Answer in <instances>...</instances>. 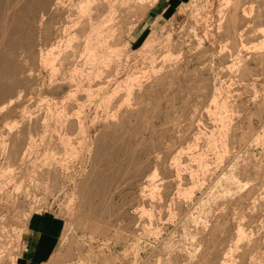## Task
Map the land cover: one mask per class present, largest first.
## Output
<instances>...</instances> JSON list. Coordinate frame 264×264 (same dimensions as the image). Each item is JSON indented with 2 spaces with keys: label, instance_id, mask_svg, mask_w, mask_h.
Instances as JSON below:
<instances>
[{
  "label": "rangeland",
  "instance_id": "rangeland-1",
  "mask_svg": "<svg viewBox=\"0 0 264 264\" xmlns=\"http://www.w3.org/2000/svg\"><path fill=\"white\" fill-rule=\"evenodd\" d=\"M143 1L100 90L106 74L76 90L66 67L41 65L39 37L10 53L22 94L0 111V264H20L41 221L60 230L45 264H264V0H241L244 47L222 17L240 0Z\"/></svg>",
  "mask_w": 264,
  "mask_h": 264
},
{
  "label": "bare ground",
  "instance_id": "bare-ground-1",
  "mask_svg": "<svg viewBox=\"0 0 264 264\" xmlns=\"http://www.w3.org/2000/svg\"><path fill=\"white\" fill-rule=\"evenodd\" d=\"M145 2L143 0H0V44L3 43V41H4V43L7 46V50L0 55V101L3 102V100H4V102H5V100L7 101V99H6L7 97H11V99L8 98L10 101L9 102L7 101L6 104H4V102H3L4 105L3 106L1 105L2 107H0L1 108L0 111L2 112L4 110H6L7 108H9L8 106H10L13 103L14 99L19 98L22 94V91L17 90L15 88V86L18 84V82L16 79L12 78L13 77V74H12L13 71H11V68L8 65L12 60H9V58H10L9 55L11 52L14 53V55L16 54V49L19 46L21 47V45H19L20 42H22L24 40L25 41H28V40L32 41L33 40L32 42L28 41L29 43L33 44L36 37H39L40 38L39 40L43 41V44L46 47L39 48L38 49L39 52L35 53L34 57H36V59L39 62H41V65L43 64V65L47 66L50 70H52V72H58L61 70V68L63 70V68L66 67L68 70V73L69 72L70 73L69 74L67 73V76H65L64 78H66V77L68 78L70 84L72 83L71 86L72 85L75 86V87L73 86L74 89L79 90V89L84 88V90H91L89 88L92 86L91 85L92 82L94 84V81L96 82V80H98L99 78H102V76L104 74H106L105 75L106 79L101 80L99 82L97 81L94 85H96L99 88V90L104 88V87H107L106 85L111 81V79L109 78L110 74H108V72L109 71H114V72L116 71L115 66H114V68L112 67V63L114 61H115L114 63H117L116 61L120 58V56H122L124 54L123 51L126 50V47H128V43L124 39V33H126L125 32V24L127 22V18L130 19L129 18L130 12H134V11H132L133 9H135V8L144 9L145 8L144 5L147 4ZM193 2H196V0H191L190 2H187V3L189 5H191ZM226 2H227L226 7L229 8V6H231L230 5L231 1L226 0ZM239 2H241V0ZM239 2L238 1L233 2V6H232V8L230 7L231 8L230 10L229 9L227 10L224 8L223 14L225 13L226 10H227V12L224 14L225 16H222V17H226V25L228 28L227 29L228 32L230 31V33H231V31H232L236 34L238 33L237 36H239V38L234 36V37H236V39H232V40H235V43H237L239 41L238 39H241L240 38L242 36L241 31H243V30L240 31V28H242L243 26L246 25V23H248L247 22V16L248 15H247V13L245 14V9L242 10L241 4H243V3L242 2L239 3ZM146 8H147V6H146ZM241 11H243V13ZM142 12H144V10H142ZM257 17H258L257 18L258 20L263 21L264 20V13L261 11L258 12ZM34 22H36V23H38V25H40V30H39L38 34L33 33L30 29L32 23H34ZM132 26L134 27L135 25L133 24ZM259 30H261V28ZM259 32L260 33L258 35H261V33L264 35V28ZM228 37H229V35H228ZM261 40H262V43L255 47L257 50L262 49V47H263L264 38ZM153 41L154 40L150 35L148 37V39L145 41L144 47L146 48ZM242 41L243 40L241 39V42L239 43V45L244 47V44ZM38 43H39V41H38ZM245 47H246V45H245ZM26 48L29 49V47H26ZM26 48H24V49L26 50ZM32 51H28L29 54ZM16 56H17V54L15 55V57ZM260 57L262 59L264 58V52H263V54H259L258 58H260ZM236 58H238V57H236ZM12 59H13V57H12ZM235 64H236V62H235ZM199 71H200V69H199ZM117 73H118V71H117ZM10 75L12 77H10ZM136 77L138 78L137 75L136 76L135 75L134 76H127L125 78V80H123L125 82L124 84L127 86V91L131 90L130 89L131 86H129L128 83L133 81ZM62 80L64 81V79H62ZM83 81H85V82L83 83ZM59 83H60V81H59ZM120 86H121V82L118 81L113 90H111V91L109 90L110 92L107 91L108 95L102 96L104 99L103 101H105V102L108 101L111 94L118 91L119 88L121 89L122 86L121 87ZM59 87L62 89V87L60 85H59ZM7 89H9V91ZM13 89H16V90H13ZM88 92H90V91H88ZM74 95H73V97H74ZM90 99H92V98H90ZM213 103H214V101H213ZM216 104H217V102H216ZM82 121H83V119H82ZM82 121L79 119L76 121V124L80 128V130H82L81 129L82 128L81 127ZM14 123H16V122H14ZM14 126H16V125H14ZM80 130H79V132H80ZM4 133H5V131H4ZM250 135H252V134H249L248 137H244L246 140L242 137L244 139V143L249 141V139L247 140V138H249ZM31 136L32 135H29L28 138L32 140ZM5 140H6V137L0 131V144H2V146L4 145ZM253 140H254V138H253ZM31 143H33V142H31ZM24 144H22V145H24ZM12 147H14V146H12ZM16 148L15 149L17 150V152H15V153L12 152L11 155L19 156L21 154L26 153L24 149H23L24 151L22 152L20 144H17ZM74 149H76V148H74ZM30 150H31V148H30ZM13 151H14V149H13ZM72 151H74V150H72ZM10 153H11V151H10ZM73 153L74 152H72V154ZM23 159H24V156H23ZM176 161H178V160H176ZM174 162H175V160H174ZM175 165H178L177 162ZM178 167H179V165H178ZM188 181H190V180H188ZM190 192H191V189L188 190V192H186V193L188 194ZM32 215H33V213H30L28 216H26L27 219L29 217L31 218ZM39 220L40 219L36 218L34 220V222L36 223ZM45 223H46L45 221H41L40 223L38 222V223L34 224L33 226H36V227L41 229L42 227L46 226ZM50 230L51 231L54 230V225H53V227L52 226L50 227ZM213 231H215V230H213ZM242 232H243L242 228L239 227V229H238L239 239H241L240 237L245 236V235L242 236ZM243 234H245V233H243ZM4 249H6V248H4ZM12 252H10L8 254H11ZM230 253H232V252H230ZM9 257H10V255H9ZM11 260H13V258ZM13 261H12V264H16Z\"/></svg>",
  "mask_w": 264,
  "mask_h": 264
},
{
  "label": "crops",
  "instance_id": "crops-1",
  "mask_svg": "<svg viewBox=\"0 0 264 264\" xmlns=\"http://www.w3.org/2000/svg\"><path fill=\"white\" fill-rule=\"evenodd\" d=\"M60 231V230H59ZM41 230L29 225L25 249L20 257V264H45L58 248L60 232Z\"/></svg>",
  "mask_w": 264,
  "mask_h": 264
}]
</instances>
